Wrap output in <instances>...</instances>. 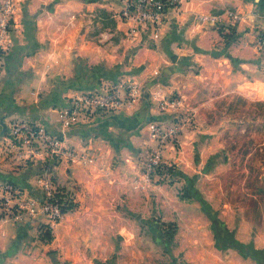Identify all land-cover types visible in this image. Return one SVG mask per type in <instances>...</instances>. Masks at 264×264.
I'll return each instance as SVG.
<instances>
[{"label":"crops","instance_id":"crops-1","mask_svg":"<svg viewBox=\"0 0 264 264\" xmlns=\"http://www.w3.org/2000/svg\"><path fill=\"white\" fill-rule=\"evenodd\" d=\"M121 9L116 0H15V47L5 59L0 78V181L16 179L17 185L39 196L36 177L49 168L68 189L73 188L78 209L72 228L87 235L73 236L74 244L86 241L99 246L107 240L115 244V235L136 231L137 220L123 214L144 209L136 200L139 192L147 189L143 180L136 178L137 157L143 155L144 144L138 140V133L127 130L123 123L132 116L131 110L64 126L60 111L69 107L74 96L64 91L54 95L57 84H76L77 95L80 90L91 92L105 85L123 91V85L133 78L142 83L148 78L154 81L163 69L175 67L184 59L200 66L196 77L211 79L212 83L221 77L225 92L237 79L234 74H240L245 85L250 84V77L255 84H264L263 56L256 47L264 30V0H191L183 12L168 16L158 41H145L140 46L124 39L127 25L117 19ZM230 12L238 19L229 18ZM200 14L221 16L222 20L216 26H200L195 20ZM92 26L97 27V41L88 39L93 35ZM13 121L44 127L63 139L66 147L91 161L84 164L68 163L65 157L55 161L37 158L17 168L7 159L10 157L2 145V134ZM11 167L20 172L11 171ZM132 173L137 175L133 177ZM34 223L0 225L3 264H62L58 259L69 261L67 264H107L98 251L90 256H45L40 247H34ZM69 228L66 226L65 231ZM102 230L108 233L103 236ZM127 237L125 244L137 240L134 233ZM142 262L119 257L116 264Z\"/></svg>","mask_w":264,"mask_h":264},{"label":"rangeland","instance_id":"rangeland-1","mask_svg":"<svg viewBox=\"0 0 264 264\" xmlns=\"http://www.w3.org/2000/svg\"><path fill=\"white\" fill-rule=\"evenodd\" d=\"M90 32L93 35L88 39L97 41V27L92 26ZM257 50L264 61V54ZM177 64L163 69L154 81L148 78L142 83L133 78L131 81L141 90L139 98L132 108L122 109L132 111L123 123L127 130L137 132L138 140L144 144L143 155L137 157L138 175L131 174L140 181H144L150 153L157 145L151 139V128L168 130L179 126L164 148V169L153 173L151 183L145 184L147 189L138 194L137 204L144 209L123 214L137 220L138 228L131 231L137 240L125 244L131 234L127 230L115 235V244L112 240L99 246L86 241L74 244V238L87 236L72 228L73 214L78 209L76 191L68 189L45 168L35 182L52 178L67 194L68 215L53 229L42 221L34 223V247H40L45 256H90L98 251L107 264H116L119 257L143 261L141 264H264V84H255L250 77V84L245 85V79L241 81L240 74H234L237 79L228 87L232 92L226 93L221 77L213 83L196 77L201 68L192 59ZM128 85H123L125 90ZM55 90L54 95L64 91L77 96L76 84H57ZM83 91L87 92L80 90L78 95L86 93ZM158 97L164 102L179 100L182 105L163 110ZM6 154L17 168H24L26 161ZM10 170L20 172L12 167ZM14 180L6 179L0 184H19ZM66 226L70 227L67 231ZM107 233L101 231L103 236Z\"/></svg>","mask_w":264,"mask_h":264},{"label":"built area","instance_id":"built-area-1","mask_svg":"<svg viewBox=\"0 0 264 264\" xmlns=\"http://www.w3.org/2000/svg\"><path fill=\"white\" fill-rule=\"evenodd\" d=\"M122 6L117 14L120 23L127 25L124 39L138 42L139 46L145 41H158L163 33L167 18L170 14L181 13L191 0H116ZM227 16L238 19L232 12ZM196 22L200 26H216L222 20L221 16L198 15ZM15 0H2L0 6V78L4 69L6 57L15 47ZM257 48L264 54V30L257 38ZM141 90L137 83L131 82L126 90L116 86L105 85L102 88L82 93L69 100V107L60 111L62 124L69 126L77 122L91 121L95 117H104L132 108L139 98ZM161 108H177L182 101L171 100L164 102L161 98ZM163 101V102H162ZM177 128L179 126H176ZM168 130L151 128V139L157 142L150 153L148 170L143 175V183L152 181V174L164 169V148L176 136L178 129ZM2 145L6 152L13 154L17 160L29 161L39 158L65 157L72 163H89L85 157L66 147L63 139L50 134L44 127L35 123L13 121L8 131L2 134ZM39 196L32 195L28 190L15 183L0 184V225L14 226L26 222L45 220V226L50 229L59 226L67 215V198L52 178L38 181Z\"/></svg>","mask_w":264,"mask_h":264},{"label":"water","instance_id":"water-1","mask_svg":"<svg viewBox=\"0 0 264 264\" xmlns=\"http://www.w3.org/2000/svg\"><path fill=\"white\" fill-rule=\"evenodd\" d=\"M5 131V130H4ZM4 133V132H3Z\"/></svg>","mask_w":264,"mask_h":264}]
</instances>
